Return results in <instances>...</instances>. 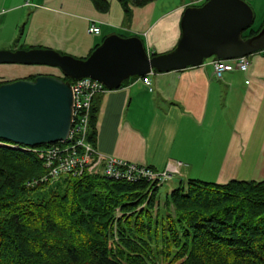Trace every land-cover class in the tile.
Masks as SVG:
<instances>
[{
    "label": "crops",
    "instance_id": "obj_1",
    "mask_svg": "<svg viewBox=\"0 0 264 264\" xmlns=\"http://www.w3.org/2000/svg\"><path fill=\"white\" fill-rule=\"evenodd\" d=\"M58 1L60 6L54 10L42 7L49 0H36L35 6L32 0H0L1 50L42 47L81 59L102 39L117 34L141 37L149 54H166L180 39L183 12L204 0H156L133 8L127 24L117 0H106L107 13L98 12L90 0ZM24 20L28 26L16 41ZM51 20L62 24L59 31H52ZM92 22L100 28L98 36L88 33ZM248 59L247 72L232 71L220 81L214 78L213 59H209L200 67L151 75V91L138 78L96 97L98 152L158 172L180 162L184 166L174 179L177 184L179 179L196 180L194 175L218 185L263 181L264 53ZM55 71L0 74V82Z\"/></svg>",
    "mask_w": 264,
    "mask_h": 264
},
{
    "label": "trees",
    "instance_id": "obj_2",
    "mask_svg": "<svg viewBox=\"0 0 264 264\" xmlns=\"http://www.w3.org/2000/svg\"><path fill=\"white\" fill-rule=\"evenodd\" d=\"M117 1L127 24L133 8L156 0ZM90 2L109 11L106 0ZM98 110L99 99L86 136L93 146ZM42 163L37 153L0 146V264H264V180L181 181L161 202L155 185L100 176L28 188L45 173Z\"/></svg>",
    "mask_w": 264,
    "mask_h": 264
},
{
    "label": "water",
    "instance_id": "obj_3",
    "mask_svg": "<svg viewBox=\"0 0 264 264\" xmlns=\"http://www.w3.org/2000/svg\"><path fill=\"white\" fill-rule=\"evenodd\" d=\"M254 21L252 8L243 0H207L182 15L176 47L149 56L137 37H106L86 59L62 55L52 49L0 51V65L43 66L58 69L68 79L39 75L0 86V140L27 148L63 142L72 127L73 96L70 82L91 79L107 90L125 81L200 67L215 58L231 61L264 50V26L254 36L242 34Z\"/></svg>",
    "mask_w": 264,
    "mask_h": 264
},
{
    "label": "built area",
    "instance_id": "obj_4",
    "mask_svg": "<svg viewBox=\"0 0 264 264\" xmlns=\"http://www.w3.org/2000/svg\"><path fill=\"white\" fill-rule=\"evenodd\" d=\"M88 33L100 34V28L91 23ZM264 53V50L262 51ZM214 78L223 79L224 74L232 71L247 72L251 63L248 57L232 61L214 60L211 62ZM143 78V83L150 88V76ZM73 96L72 127L65 141L32 149L14 145L0 140V146L37 153L42 159L45 173L36 180L26 184L28 188L53 185L68 178L100 175L105 180L129 184L145 181L150 185H161L180 175L182 163H169L165 170L158 172L145 166L127 163L115 158L101 155L95 146L89 144L86 136L94 99L107 93L106 88L91 79H83L71 83Z\"/></svg>",
    "mask_w": 264,
    "mask_h": 264
},
{
    "label": "rangeland",
    "instance_id": "obj_5",
    "mask_svg": "<svg viewBox=\"0 0 264 264\" xmlns=\"http://www.w3.org/2000/svg\"><path fill=\"white\" fill-rule=\"evenodd\" d=\"M244 1L249 6L252 5L254 3V1H257V4H256V2L254 3L255 6H252V7L250 6L252 8L253 14H254V21H253V24H252V26H251L250 29H252L254 31H257V30H259L262 27V25L264 23V0H253V1L252 0H244ZM35 2H36V0H32V4L31 5L32 6H35ZM59 6H60V3H59L58 0H49V2H47L46 4H44V6H42V7H47V8H51V9L57 10L59 8ZM49 25H52V31H59L60 28H58V27H62V24L60 22H56L55 20H51L50 23H49ZM27 26H28V22L26 20H24L23 22H21V24H19V26H18L17 40L16 41H20L21 35H22V31H23V29H26ZM244 35H247V32L244 33ZM92 37H93V35H92ZM29 41H31V35H30V40ZM5 49L8 50V48H5ZM11 49H13V47ZM0 51H2L1 50V45H0ZM44 68H49V67H43V66L0 65V74L2 76L3 75H13L15 72H17V73H25V72H30L31 70H36V71L41 70V69L44 70ZM51 69H53V68H51ZM55 70L56 71L53 74L50 73V74H47V75H56L57 76L58 75V71H57V69H55ZM2 83H6V82H2ZM89 144H91V143H89ZM101 155H103V154H101ZM109 157H111V156H109ZM96 176H100V175H96ZM193 177H197L196 178L197 181L203 182L202 180H199L198 179L199 176L194 175ZM180 180L181 179H179V181ZM193 180H195V179H193ZM182 181L186 182L188 180L187 179H185V180L183 179ZM243 181H248V180H243ZM140 183H146V184H148L145 181H141ZM177 183H178V180H173V184H168V185L166 184V185H164L162 187H159V190H158L159 192H158L157 198L161 202L164 201V198H166V196L171 193V191L174 189V187L176 186ZM206 183H211V182H206ZM148 185L151 186L150 184H148ZM161 206H162V203H161Z\"/></svg>",
    "mask_w": 264,
    "mask_h": 264
},
{
    "label": "bare ground",
    "instance_id": "obj_6",
    "mask_svg": "<svg viewBox=\"0 0 264 264\" xmlns=\"http://www.w3.org/2000/svg\"><path fill=\"white\" fill-rule=\"evenodd\" d=\"M32 81V80H31ZM183 183V182H182ZM123 222V221H122ZM125 225V224H124ZM127 226V225H126Z\"/></svg>",
    "mask_w": 264,
    "mask_h": 264
}]
</instances>
